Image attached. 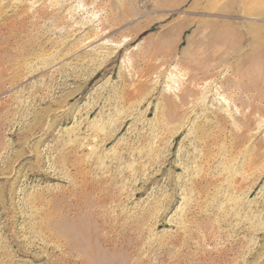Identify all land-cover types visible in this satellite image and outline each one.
Wrapping results in <instances>:
<instances>
[{
	"label": "rangeland",
	"instance_id": "374dc122",
	"mask_svg": "<svg viewBox=\"0 0 264 264\" xmlns=\"http://www.w3.org/2000/svg\"><path fill=\"white\" fill-rule=\"evenodd\" d=\"M0 264H264V0H0Z\"/></svg>",
	"mask_w": 264,
	"mask_h": 264
},
{
	"label": "bare ground",
	"instance_id": "6f19581e",
	"mask_svg": "<svg viewBox=\"0 0 264 264\" xmlns=\"http://www.w3.org/2000/svg\"><path fill=\"white\" fill-rule=\"evenodd\" d=\"M111 53H113V52H111ZM179 80V79H178ZM175 83V82H174ZM176 84V83H175ZM178 87V85H176V88ZM171 89V88H170ZM172 91H177V89H173ZM222 100H223V102L224 103H226V100L224 99V98H222ZM40 160V159H39ZM37 174H35V175H37L38 177H43V179H49V178H47V177H44L45 175L43 174V173H41V172H36Z\"/></svg>",
	"mask_w": 264,
	"mask_h": 264
}]
</instances>
